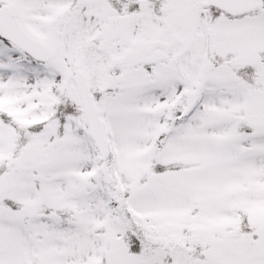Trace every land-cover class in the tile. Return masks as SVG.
<instances>
[{
    "label": "snow or ice",
    "instance_id": "1",
    "mask_svg": "<svg viewBox=\"0 0 264 264\" xmlns=\"http://www.w3.org/2000/svg\"><path fill=\"white\" fill-rule=\"evenodd\" d=\"M0 264H264V0H0Z\"/></svg>",
    "mask_w": 264,
    "mask_h": 264
}]
</instances>
